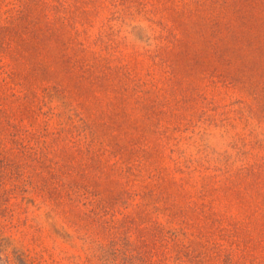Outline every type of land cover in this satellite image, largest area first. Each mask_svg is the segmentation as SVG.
I'll use <instances>...</instances> for the list:
<instances>
[{
    "label": "rangeland",
    "instance_id": "1",
    "mask_svg": "<svg viewBox=\"0 0 264 264\" xmlns=\"http://www.w3.org/2000/svg\"><path fill=\"white\" fill-rule=\"evenodd\" d=\"M0 264H264V0H0Z\"/></svg>",
    "mask_w": 264,
    "mask_h": 264
}]
</instances>
